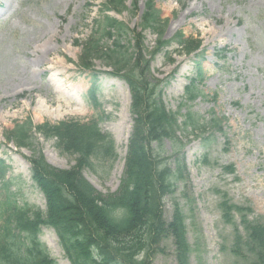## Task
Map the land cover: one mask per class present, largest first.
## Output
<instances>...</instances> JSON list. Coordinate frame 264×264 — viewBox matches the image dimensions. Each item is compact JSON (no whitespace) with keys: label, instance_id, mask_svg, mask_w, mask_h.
<instances>
[{"label":"rangeland","instance_id":"374dc122","mask_svg":"<svg viewBox=\"0 0 264 264\" xmlns=\"http://www.w3.org/2000/svg\"><path fill=\"white\" fill-rule=\"evenodd\" d=\"M105 1L0 0V170H4L0 201L3 188L9 187L17 204L45 210L44 196L31 179V151L15 148L4 138L6 131L28 117L35 126L99 121V128L114 139L116 159L112 164L94 162L82 174L99 192L116 191L133 123L129 90L124 82L108 76L110 70L98 61L90 70L81 69L76 44L93 31ZM147 1L137 0L133 13L126 0L127 10L109 15L141 34L150 51L155 36L139 28ZM153 2L168 21L165 40L182 33L202 42L200 57L185 56L172 44L150 62L152 82L169 80L161 91L165 108L178 111L184 87L195 77L201 59L202 96L179 114L189 107L205 120L211 113L225 119L224 134L208 130L206 141L197 135L181 136L187 175L175 193L163 199V217L170 220L178 205L190 248L189 264H252L253 251L242 224L245 220L264 226V0ZM32 144L55 168L75 165L76 156L61 153L52 138L33 133ZM158 151L163 158L173 155L168 140ZM223 201L231 210L238 209L231 212V219L225 216ZM39 240L56 264H69L52 228L43 227ZM160 248L163 252L155 255L152 264H176L171 241Z\"/></svg>","mask_w":264,"mask_h":264},{"label":"trees","instance_id":"16d2710c","mask_svg":"<svg viewBox=\"0 0 264 264\" xmlns=\"http://www.w3.org/2000/svg\"><path fill=\"white\" fill-rule=\"evenodd\" d=\"M125 1L106 0L102 13H121L126 10ZM136 4L133 0L134 11L137 10ZM95 22L94 33L79 44L80 67L89 70L92 62L98 60L112 69L111 75L124 80L131 92L133 126L119 187L114 193L102 194L82 175V170L92 168L94 162L111 163L116 156L112 136L102 132L97 121L70 120L34 126L30 119H26L14 124L4 138L17 148L31 151L32 181L43 194L46 208L41 211L27 204L20 206L10 194L9 187L3 188L0 264H56L39 240L42 227L54 230L70 264H97L92 258V246L102 257L99 264H152L155 255L163 252L160 245L167 240L174 247L176 264H189L190 248L181 210L174 205L171 219L167 221L163 217L162 201L175 193L177 184L187 175L183 156L185 143L181 136L184 133L197 135L206 141L203 136L208 130L211 134H224L225 119L212 113L205 120L189 107L183 115L179 114L182 108L202 96L198 89L203 80L199 64H196V77L190 79L184 88L178 111H167L161 100V88L166 83L149 82V60L145 56L152 59L171 43H176L188 56L195 54L200 42L187 40L182 33L164 40L167 20L161 19L151 0L145 3L139 24L141 32L148 30L156 35V45L150 52L143 46L141 34L134 35V45L131 46L130 31L116 19L103 14L101 20ZM103 40L111 41L112 45H105ZM95 90L92 86L91 96ZM32 132L54 139L61 153L76 156L75 165L67 170L49 165L41 152L32 148ZM167 140L173 155L163 158L158 147ZM3 173L1 168L2 179ZM221 204L226 209L225 216L231 219V212L238 209L231 210L226 206L227 201ZM120 207L126 208L128 214L117 223L110 218V213ZM243 226L253 251L252 264H264V227L245 220ZM233 253L237 254L236 250ZM140 254L143 255L141 261L133 259Z\"/></svg>","mask_w":264,"mask_h":264},{"label":"clouds","instance_id":"9594fccd","mask_svg":"<svg viewBox=\"0 0 264 264\" xmlns=\"http://www.w3.org/2000/svg\"><path fill=\"white\" fill-rule=\"evenodd\" d=\"M127 209L124 207H120L117 210H114L112 213H110V218L113 219L114 222H120L127 216ZM91 253L92 258L97 261V264H99V261L102 259V257L99 254V250L95 248V246L91 247ZM136 261H141L143 259V255H136L133 257Z\"/></svg>","mask_w":264,"mask_h":264},{"label":"bare ground","instance_id":"6f19581e","mask_svg":"<svg viewBox=\"0 0 264 264\" xmlns=\"http://www.w3.org/2000/svg\"><path fill=\"white\" fill-rule=\"evenodd\" d=\"M120 174V173H119Z\"/></svg>","mask_w":264,"mask_h":264}]
</instances>
